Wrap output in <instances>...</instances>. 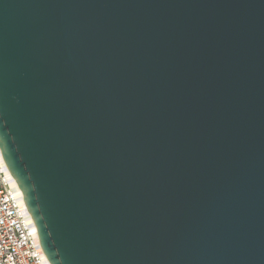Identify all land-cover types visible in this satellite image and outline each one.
<instances>
[{"label":"water","instance_id":"95a60500","mask_svg":"<svg viewBox=\"0 0 264 264\" xmlns=\"http://www.w3.org/2000/svg\"><path fill=\"white\" fill-rule=\"evenodd\" d=\"M0 150L49 264H264V0H0Z\"/></svg>","mask_w":264,"mask_h":264},{"label":"built area","instance_id":"2783aa9c","mask_svg":"<svg viewBox=\"0 0 264 264\" xmlns=\"http://www.w3.org/2000/svg\"><path fill=\"white\" fill-rule=\"evenodd\" d=\"M0 264H49L9 180L0 150Z\"/></svg>","mask_w":264,"mask_h":264},{"label":"bare ground","instance_id":"6f19581e","mask_svg":"<svg viewBox=\"0 0 264 264\" xmlns=\"http://www.w3.org/2000/svg\"><path fill=\"white\" fill-rule=\"evenodd\" d=\"M1 159H2V161L4 163V167H5V170H6L7 174H8L9 180H10V182H11V184H12V186H13L15 192H16V195H17V197H18V199H19L24 211H25L27 220H28L29 224L32 226V228L34 229V231L36 232V228L34 226L32 217H31L30 213L28 212V210L26 208V205L24 203L22 191H21L18 183L16 182V180L14 179V177L11 175L10 171L6 167V164H5V162H4L3 158H2V155H1Z\"/></svg>","mask_w":264,"mask_h":264}]
</instances>
